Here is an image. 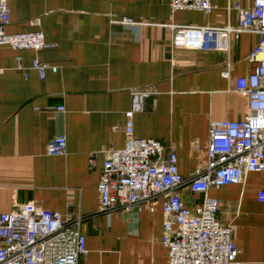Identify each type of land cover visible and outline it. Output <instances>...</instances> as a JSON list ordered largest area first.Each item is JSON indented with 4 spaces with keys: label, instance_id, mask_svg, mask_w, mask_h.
<instances>
[{
    "label": "crops",
    "instance_id": "0c3cea01",
    "mask_svg": "<svg viewBox=\"0 0 264 264\" xmlns=\"http://www.w3.org/2000/svg\"><path fill=\"white\" fill-rule=\"evenodd\" d=\"M212 2L204 13L172 11L169 0H8L5 31L41 30L48 47L0 46V212L34 202L62 217L79 214L86 248L79 264H167L161 200L153 211L145 204L103 213L97 183L105 152L124 146L128 110L133 135L172 148L185 179L206 160L209 121L247 112V97L234 84L253 69L247 55L257 34L231 37L227 51L171 47L177 26L234 27L232 4L251 5ZM34 58L56 72L39 78ZM140 92L148 95L133 99ZM57 135L67 139L65 153L48 155L47 142ZM263 188L264 171H254L242 183L208 191L219 221L232 226L237 264H264ZM178 191L189 208L201 201L186 185Z\"/></svg>",
    "mask_w": 264,
    "mask_h": 264
},
{
    "label": "built area",
    "instance_id": "2783aa9c",
    "mask_svg": "<svg viewBox=\"0 0 264 264\" xmlns=\"http://www.w3.org/2000/svg\"><path fill=\"white\" fill-rule=\"evenodd\" d=\"M172 11L213 10L212 0H169ZM237 14L236 26H177L172 49L227 51L229 39L242 32L258 35V42L247 55L254 63L246 77L235 78L234 90L247 97V112L238 120H210L204 164L186 179L177 168L176 154L158 140L133 135L134 110L125 112L122 148L105 152L97 183L98 209L110 213L135 206L137 210L161 200L163 215L161 242L167 264H237L238 249L232 239V226L222 224L218 202L208 195L210 188L239 184L248 172L264 171V0H251L249 8L238 2L231 6ZM8 0H0V46L13 50L39 51L48 47L41 30L7 33L10 22ZM20 67V56L15 58ZM31 67L43 79L56 67L34 58ZM222 76L228 77L227 69ZM135 93L133 99L147 96ZM62 110V107L58 108ZM64 135L53 136L46 146L48 155H63ZM186 185L201 201L186 206L179 188ZM257 199L264 202V188ZM82 217L68 212L44 209L25 202L0 212V264H79L86 252L80 231Z\"/></svg>",
    "mask_w": 264,
    "mask_h": 264
}]
</instances>
